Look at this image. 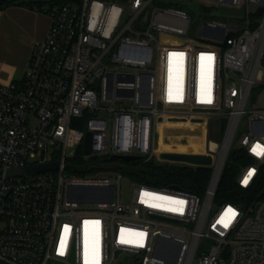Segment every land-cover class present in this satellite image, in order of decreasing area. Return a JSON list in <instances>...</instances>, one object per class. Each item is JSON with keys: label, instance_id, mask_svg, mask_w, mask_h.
<instances>
[{"label": "built area", "instance_id": "obj_1", "mask_svg": "<svg viewBox=\"0 0 264 264\" xmlns=\"http://www.w3.org/2000/svg\"><path fill=\"white\" fill-rule=\"evenodd\" d=\"M192 1L202 13L194 37L184 0L33 6L49 30L23 79L0 83V264H264V185L248 204L215 199L233 152L246 159L239 188L264 176V0ZM222 7L241 14L223 17ZM166 118L205 124L208 150L181 154L212 165L173 163L210 169L204 193L138 185L123 203L111 157L160 160ZM88 134L85 159L102 157L89 166L104 171L66 176ZM49 163L59 168L7 175Z\"/></svg>", "mask_w": 264, "mask_h": 264}, {"label": "trees", "instance_id": "obj_2", "mask_svg": "<svg viewBox=\"0 0 264 264\" xmlns=\"http://www.w3.org/2000/svg\"><path fill=\"white\" fill-rule=\"evenodd\" d=\"M66 0H0V11L12 6L33 7L36 4L52 3L60 4ZM82 150L71 159V166L77 168L70 171L76 174H85L92 171ZM246 163L244 156L233 152L227 161L222 178L216 194V201L248 204L256 197L264 185V176L261 186L257 189L244 191L236 184V179L241 166ZM119 164V165H118ZM89 168L87 171L84 169ZM115 170L127 175L134 183L154 188L175 187L184 191L202 195L211 177V170L208 168H193L183 165L161 164L156 159L145 161L144 159L125 163L119 161L115 164Z\"/></svg>", "mask_w": 264, "mask_h": 264}, {"label": "crops", "instance_id": "obj_3", "mask_svg": "<svg viewBox=\"0 0 264 264\" xmlns=\"http://www.w3.org/2000/svg\"><path fill=\"white\" fill-rule=\"evenodd\" d=\"M50 25L49 15L33 7L12 6L0 11V83L23 79L32 47L46 37Z\"/></svg>", "mask_w": 264, "mask_h": 264}, {"label": "bare ground", "instance_id": "obj_4", "mask_svg": "<svg viewBox=\"0 0 264 264\" xmlns=\"http://www.w3.org/2000/svg\"><path fill=\"white\" fill-rule=\"evenodd\" d=\"M175 119V118H173ZM165 138L169 142H165ZM205 150V124L195 125L189 121L168 120L159 127V139L156 152H203Z\"/></svg>", "mask_w": 264, "mask_h": 264}, {"label": "water", "instance_id": "obj_5", "mask_svg": "<svg viewBox=\"0 0 264 264\" xmlns=\"http://www.w3.org/2000/svg\"><path fill=\"white\" fill-rule=\"evenodd\" d=\"M164 42L168 41L166 38L163 39ZM159 108H161V105H159ZM172 120H179V119H172ZM184 121V120H182ZM92 153L91 148V135L88 134L85 140L84 145V155L88 156ZM160 160L167 161L170 163H188L192 165H204V166H211L213 162V158L211 156L206 155H200V154H181V153H173V152H163L159 156ZM144 157L141 156H124V155H113L111 157L112 161H121L125 163H130L133 161L142 160ZM59 168L58 163H49V164H43V165H35V166H29L24 169L19 170H11L8 172V176H24V175H34L37 173H43L47 171H53L57 170ZM89 168L84 169V171H87ZM68 171H76L77 168L74 166L68 165L67 166ZM75 187L69 188V195L73 197ZM112 200V198H111ZM89 201H96L95 199H90ZM120 252L118 251L116 253V257Z\"/></svg>", "mask_w": 264, "mask_h": 264}, {"label": "rangeland", "instance_id": "obj_6", "mask_svg": "<svg viewBox=\"0 0 264 264\" xmlns=\"http://www.w3.org/2000/svg\"><path fill=\"white\" fill-rule=\"evenodd\" d=\"M179 6L181 8H183L184 10L188 11L190 13V15L192 16L193 18V23L195 24L194 26V29L193 31L191 32V36H195L197 33H198V26L200 25L201 23V16H202V13L199 12L197 10V3L192 1V0H184L183 3L179 4ZM207 10H211V9H208ZM219 11H221V14L223 17L227 16V15H231V14H241L240 12H237L236 10L234 9H231V8H228V7H222L219 9ZM226 22H228L226 19H225ZM195 125H198V124H195ZM83 127V126H81ZM206 129V127H205ZM206 137V136H205ZM211 141V137L210 135L208 136L207 140H206V149L208 150L209 148V142ZM165 142H169V140L167 138H165ZM157 147H158V142H157ZM73 153V152H72ZM74 154V153H73ZM77 154H75L76 156ZM230 158V156H229ZM228 158V159H229ZM102 157L98 156V157H95V156H90L87 161L88 162H101L102 161ZM157 160V162L161 163V164H169V165H173V163H170V162H162L160 160H158L157 158H155ZM118 163V162H117ZM103 164H106L105 162H103ZM119 165V164H118ZM104 170H92L90 172H87L85 174H76V173H73V172H70V171H67L66 172V176H71V177H90V176H98L100 174H102ZM114 173L116 174H121L122 178H123V181H122V187H121V201L123 203H129L130 202V198H131V195H132V192L134 190V188L136 186H138L139 184L137 183H134L127 175H125L124 173H122L121 171L119 170H113ZM221 202L219 201H216V205L220 204ZM200 245L203 249L205 250H208L211 246H212V241L211 240H208V239H203L201 240L200 242Z\"/></svg>", "mask_w": 264, "mask_h": 264}, {"label": "snow or ice", "instance_id": "obj_7", "mask_svg": "<svg viewBox=\"0 0 264 264\" xmlns=\"http://www.w3.org/2000/svg\"><path fill=\"white\" fill-rule=\"evenodd\" d=\"M206 102L210 103L211 101L208 100V101H206ZM259 148H260V146L257 145V146H255V147H253L252 151H253L256 155H261V154H262V151H258ZM253 173H254V170H250V171H249L248 176H247V177L245 178V180H244V183H245V184L248 182V178H250V177L253 175ZM229 211L232 213V217H233V218L237 215V213H236L234 210L229 209ZM217 223H221V224L223 225V227L227 228V227L229 226L230 221L225 222V221L223 220V218H221V220H220V221H217Z\"/></svg>", "mask_w": 264, "mask_h": 264}]
</instances>
